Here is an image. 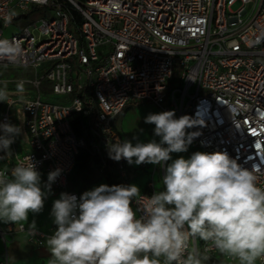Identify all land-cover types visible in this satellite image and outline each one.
I'll use <instances>...</instances> for the list:
<instances>
[{
	"label": "built area",
	"instance_id": "obj_1",
	"mask_svg": "<svg viewBox=\"0 0 264 264\" xmlns=\"http://www.w3.org/2000/svg\"><path fill=\"white\" fill-rule=\"evenodd\" d=\"M40 8L44 14L28 20ZM0 40L22 50L16 62L0 61L23 71L0 77V89L21 88L30 148L0 166L9 175L31 155L46 178L60 170L52 183L59 194L79 198L69 177L84 149L102 175L128 185V162L110 159L108 148L123 142L116 118L133 100L188 115L196 125L187 131L200 133L192 143L264 170V151L254 147L264 140V0H0ZM15 103L12 95L2 101V123L15 125ZM55 230L0 223V264H8L9 237L22 233L41 247ZM191 247L203 253L209 245L196 239ZM207 255L205 264H223L216 249Z\"/></svg>",
	"mask_w": 264,
	"mask_h": 264
},
{
	"label": "clouds",
	"instance_id": "obj_2",
	"mask_svg": "<svg viewBox=\"0 0 264 264\" xmlns=\"http://www.w3.org/2000/svg\"><path fill=\"white\" fill-rule=\"evenodd\" d=\"M21 55L18 43L0 40V61L16 62ZM6 100L0 89V101ZM145 123L155 125L159 143L115 142L109 145V158L161 165L171 160V153L186 152L200 135L187 131L196 125L191 117L176 118L174 110L149 114ZM0 133V153L11 155L22 128L0 122ZM262 145L264 140H258L254 147L264 151ZM59 175V169L49 172L42 187L31 155L10 175L0 170V221L17 224L42 212ZM262 176L259 165L246 168L227 152L197 151L167 164L163 190L150 197H141L134 184H101L79 198L61 193L50 214L56 230L46 238L48 264H205L210 248L239 264H256L264 258ZM137 198L143 200L139 210L132 206ZM30 230L35 234V221ZM196 239L209 245L203 253L190 250Z\"/></svg>",
	"mask_w": 264,
	"mask_h": 264
},
{
	"label": "crops",
	"instance_id": "obj_3",
	"mask_svg": "<svg viewBox=\"0 0 264 264\" xmlns=\"http://www.w3.org/2000/svg\"><path fill=\"white\" fill-rule=\"evenodd\" d=\"M158 113H161V111L154 104L145 103L141 101H135V100L131 101L116 118V124H117L119 131L121 132L123 141L128 140L126 138V135H128L130 142H132L133 145H135L137 142L148 143L153 140L159 143L161 138L156 136L154 133L155 125L145 123V118L149 114H158ZM18 139L16 141V144H12L13 155L15 153H21L25 151L19 148ZM26 145L28 146L27 143ZM197 151L209 152L208 150L198 146L197 144L191 143L188 146V150L186 152L171 153L170 154L171 160L166 162L165 168L167 167V164L168 163L170 164V162H172L173 160L180 158V157L188 159L191 157L193 153ZM88 164H91L94 167L98 168L95 160L93 159L89 161ZM141 165L137 166L135 163L129 165L128 163V170L130 174L128 185L132 184L130 179L134 177L133 176L134 175L133 173L135 172L134 167H141ZM151 165H153L152 178H149L148 176L145 177L143 185L139 186L140 192L149 191L150 189H153L155 191V183L153 179L154 177L162 174L158 170V165H154V164H151ZM40 175L44 176L41 173ZM163 176H164V170H163ZM44 177L46 178V176ZM86 180H87V177H86ZM81 181L83 182L82 179ZM90 181L95 183L97 179L93 178ZM98 182H99V185L107 184V180L102 174H101V179ZM151 185H152V188H151ZM71 189L77 190L80 196L84 192L89 191V189H85V190H79L77 188H71ZM55 191H56V194L53 197L52 202H51L52 206H53V202L60 197V194L57 191V189ZM0 223L2 225L8 224L2 221H0ZM23 223L31 225L32 222L27 220ZM35 224L37 227H41L44 229H47L50 226L54 225L53 219L50 222H35ZM4 256H5V248H4L3 241L0 238V260H2ZM50 257H51V253L48 250L46 243L42 245L41 247H33L28 243L26 236L22 233H17L14 237L8 238V264H48V260L50 259ZM219 257L222 259L223 264H226V262L231 261V260H227L224 254L219 253ZM236 264H239V261Z\"/></svg>",
	"mask_w": 264,
	"mask_h": 264
},
{
	"label": "rangeland",
	"instance_id": "obj_4",
	"mask_svg": "<svg viewBox=\"0 0 264 264\" xmlns=\"http://www.w3.org/2000/svg\"><path fill=\"white\" fill-rule=\"evenodd\" d=\"M239 4H236L234 8H237ZM44 14L43 8H40L38 10L28 12L27 17L28 20H35L41 17ZM23 71L17 68L13 67H8V66H3L0 65V77L1 78H11V77H17L19 75H22ZM15 84V83H13ZM4 90L6 93V96L12 95L16 99V103L12 107V121L16 126H19L22 128V133L21 136H19L18 139V144L19 148L28 151L30 148L26 145L28 142V135L26 134V127H25V115L23 112V104L22 102L19 101L20 98H22V93H21V88H15L14 86H5L1 88ZM33 96H26L25 98H32ZM2 102V101H0ZM0 122L2 120L0 119ZM2 134V133H0ZM126 138L128 141H130L128 135H126ZM166 146V145H165ZM11 151H12V144L10 146ZM15 160L13 152L11 155H4L0 153V165L2 166H9V163H13ZM171 163V162H170ZM165 164L158 165V170L162 173L161 175H158L154 177L153 181L155 183V191H160L163 190V185H162V178H163V170H164V175H165ZM169 164V163H168ZM85 170L87 173V180L81 181L77 184H73L76 181V176L73 175L70 179V188H77L79 190H85L89 189L92 190L95 187L99 186V180L101 179V173L98 168L94 167L91 164H88L86 168L82 169ZM134 177L130 179L131 183L136 185V186H141L144 183L145 177L152 178L153 175V165L151 164H142L141 167H134ZM96 178L97 181L94 183L90 181L91 179ZM89 179V180H88ZM47 183V179L44 176H41V185L42 187ZM55 187L51 185V190L48 192L47 198L45 199V204L43 211L38 213V214H29L28 221H35V222H50L53 218L50 215L51 214V209H52V199L56 194ZM15 224V223H14ZM16 225V224H15ZM238 262L237 259H234L230 262H226V264H236ZM256 264H263L257 259Z\"/></svg>",
	"mask_w": 264,
	"mask_h": 264
},
{
	"label": "trees",
	"instance_id": "obj_5",
	"mask_svg": "<svg viewBox=\"0 0 264 264\" xmlns=\"http://www.w3.org/2000/svg\"><path fill=\"white\" fill-rule=\"evenodd\" d=\"M92 160V157L91 155L84 149H82L80 151V154L78 155L77 157V160H76V164H75V167L72 171V174L71 176L69 177V185H70V179L73 175L76 176V181L73 183H79L80 181V178L84 181L86 180V177H87V173L85 170H82L84 169L88 162ZM103 176L106 178L107 180V184L109 186H112V185H121L122 183L120 182V179L117 175H113V174H109V173H105L103 174Z\"/></svg>",
	"mask_w": 264,
	"mask_h": 264
},
{
	"label": "water",
	"instance_id": "obj_6",
	"mask_svg": "<svg viewBox=\"0 0 264 264\" xmlns=\"http://www.w3.org/2000/svg\"><path fill=\"white\" fill-rule=\"evenodd\" d=\"M2 102H0V108H1Z\"/></svg>",
	"mask_w": 264,
	"mask_h": 264
}]
</instances>
